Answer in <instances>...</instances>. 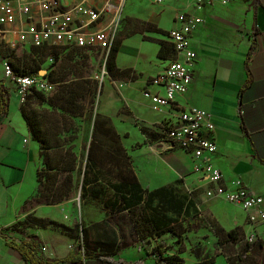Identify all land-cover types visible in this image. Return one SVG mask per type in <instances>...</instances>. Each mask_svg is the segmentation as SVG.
<instances>
[{
  "label": "crops",
  "instance_id": "1",
  "mask_svg": "<svg viewBox=\"0 0 264 264\" xmlns=\"http://www.w3.org/2000/svg\"><path fill=\"white\" fill-rule=\"evenodd\" d=\"M143 10L144 14L132 17L153 24L165 32V35L151 33V41H145L141 37L139 44L134 46L128 44L129 39L122 41L115 64L119 70L131 72L130 78L122 79L125 82H122L120 93L135 124L115 121L106 112L108 109L100 110V114L105 117L95 116V120L98 118L106 121L101 133L99 131L97 134L106 133L113 144L112 149L103 150L101 143L94 142L97 147L93 149L91 159H86L88 174L85 184L82 183V198L100 205L104 220L97 223H103L112 216L126 215L129 218L127 210L111 212L103 208L106 199L120 195L121 183L126 185L129 163L138 185L144 191L166 188L168 198L170 194L172 197L177 195L185 201V205L192 199L197 202L198 210V215L193 217L195 224L190 229H186L187 223L180 215L177 224L182 227L183 233L179 245L174 243L176 236L172 233L151 240L150 245L138 242L134 245L138 254L137 260L145 259V264H154L148 254L155 242H163L172 247L169 254L182 245L181 257L185 264H196L208 259H213V264H216L218 258L227 264V253L223 248L225 244H231L236 256L242 251L243 258L253 257L256 264H264V223L252 226L247 220L246 212L241 208L218 197H205L204 191L215 185L194 172L193 167L197 162L194 156L178 148L165 150L160 147L159 139H151L149 142V136L141 131V128H146L148 131L159 132L174 124L178 112L189 107L206 111L215 126L213 139L217 147L216 152L209 157L210 163L221 172L222 182L226 185L234 179L241 180L248 191L262 198L264 209V0H226V3L214 0L210 6L207 3L198 5L197 0H165L157 10H148L146 7ZM179 13L191 14L203 20L190 38V47L196 53L192 81L184 95L177 96L174 103L161 112H156L150 101L143 97V91H163L160 87L150 85L148 81L170 61L158 58L157 53L160 42L169 43L168 31L179 27L176 21ZM164 17L168 22L166 26L162 24ZM147 50L149 55L145 54ZM144 58L146 59L143 60ZM133 77L136 79L135 83L143 85L140 94L137 90L126 89L127 83L130 85ZM247 79L250 82L246 86ZM0 80L5 81L1 71ZM7 84L9 85L8 82ZM12 98L20 118L13 119L9 116ZM20 109L16 96L10 90L8 113L0 123L2 235V230L35 212V209L26 210L24 206L37 190L36 173L40 163V150L38 143L31 138ZM130 127L134 131V141L142 143L132 157L127 155V143H123L122 136V132H127ZM108 128L112 131L109 132ZM116 147L119 148V153H105L112 152ZM192 192L199 193L193 197ZM93 225L86 226L85 231L89 232ZM49 227L30 234L37 236L41 242L40 251L44 247L41 235L50 230ZM232 230L238 232L237 240L222 244L223 236ZM249 234L255 235V242H246ZM87 236L89 239L88 234ZM192 236L202 239L194 238L192 241ZM92 241L106 242L94 237ZM109 242L116 243L118 247L119 241ZM10 243V240L0 237V264H26ZM243 243H246L245 249H242ZM60 250L55 254L58 256L61 253L62 256L57 258L51 252L47 255L41 253L50 260L65 258L70 253L67 251L62 254L64 251ZM242 257H237V262Z\"/></svg>",
  "mask_w": 264,
  "mask_h": 264
},
{
  "label": "trees",
  "instance_id": "2",
  "mask_svg": "<svg viewBox=\"0 0 264 264\" xmlns=\"http://www.w3.org/2000/svg\"><path fill=\"white\" fill-rule=\"evenodd\" d=\"M141 30H133L123 37L114 38L106 54L105 67L106 72L114 79L130 78L129 70H119L116 67L115 60L121 43L136 34L145 32L165 35V32L156 28L151 23L142 22ZM143 40L151 41L150 38L143 36ZM157 57L161 59L172 60L175 58L173 46L168 42H160ZM66 51L61 58L59 50ZM85 48L77 47H30V54L27 58L10 59L9 64L12 71L18 75L38 76L41 72L40 66L45 61V57L54 58V62L45 69L44 77L55 85L51 94H44L33 91L21 105V115L29 130L32 140L39 145V157L41 159V168L36 173L37 190L30 201L44 202L53 205L69 197V192L73 189V172L77 166V155L75 152L76 126L75 119L83 117L88 108H92L97 93L96 82L92 80L89 73V52ZM13 55L15 52L12 50ZM78 59L75 60V57ZM5 58V57H4ZM249 77V70L247 68ZM247 79L246 86L249 84ZM36 103L39 108L31 109L30 104ZM10 103V88L5 81L0 80V123L8 113ZM103 123L96 118L94 123L93 137L97 132L103 130ZM107 130V129H106ZM109 132L112 131L108 128ZM146 135H151L153 139H161L164 134L161 131H148L141 128ZM93 144L88 153V161L91 159ZM94 146V147H93ZM114 151V152H113ZM113 151L105 153H119V148H113ZM122 153V151H121ZM117 164V162H116ZM88 165V164H87ZM44 178V182L42 181ZM87 177V175H86ZM86 179H84L85 184ZM121 193L115 198H108L103 203L106 211L121 212L127 210L132 223L134 234L138 242H145L150 245L155 238H160L167 233L176 236L175 244H180L182 227L177 224L181 215L183 221L187 223L190 229L194 224V216L198 215L196 208L197 202L190 199L185 205V201L178 198L177 195H167V189L161 188L152 192L144 191L137 183L132 168L128 163L126 185L121 183ZM195 197V194H191ZM185 205V206H184ZM36 223L43 225L44 228L52 226L54 228L67 229L56 222L45 219H36ZM3 231V230H2ZM238 232L232 230L223 236L222 244L237 240ZM222 236V235H221ZM22 257L26 264H84L86 260H95L106 264H145V259L136 261H124L122 259L112 260L113 251L117 249L114 242H94L90 241L87 232L83 230L81 237V247L71 248L70 253L65 258L47 259L40 251L41 242L35 235H28L26 238L10 243ZM172 247L163 242H155L148 257H152L154 264H185L181 253L183 246L180 245L177 250L169 254ZM213 259H208L196 264H213Z\"/></svg>",
  "mask_w": 264,
  "mask_h": 264
},
{
  "label": "built area",
  "instance_id": "3",
  "mask_svg": "<svg viewBox=\"0 0 264 264\" xmlns=\"http://www.w3.org/2000/svg\"><path fill=\"white\" fill-rule=\"evenodd\" d=\"M214 0H197L198 5ZM226 3V0H221ZM127 0H0V41L15 50L17 46L33 47H77L88 50L108 48L123 18ZM162 4L163 0H154ZM179 27L168 31L167 38L175 51V58L165 68L152 77L148 83L162 88V93L143 91L156 112H161L175 102L177 96L184 95L192 81V69L196 53L190 47L192 33L203 20L197 16L179 13L176 15ZM54 62L51 56L48 65ZM4 80L9 83L21 106L33 92L51 94L55 85L43 75L18 76L7 58H0ZM42 72V71H41ZM214 124L209 114L197 107H189L178 112L177 121L161 129L164 137L158 143L165 150L174 148L190 152L197 162L195 173L204 176L215 187L207 188L204 196L218 197L241 208L252 225L264 223L262 198L246 189L241 180L234 179L228 185L222 182L221 172L209 161L216 150L213 139ZM0 230V237H1ZM255 235L249 234L247 243L255 242ZM41 252H45L42 247Z\"/></svg>",
  "mask_w": 264,
  "mask_h": 264
},
{
  "label": "rangeland",
  "instance_id": "4",
  "mask_svg": "<svg viewBox=\"0 0 264 264\" xmlns=\"http://www.w3.org/2000/svg\"><path fill=\"white\" fill-rule=\"evenodd\" d=\"M164 2L165 0H163L162 4H164ZM143 7H146L148 10H157L159 8V4H155L154 0H128L123 11L122 21L115 33L114 38L123 37L135 29L141 30L143 28V25L141 24L142 21H138L133 18L134 15L144 14ZM162 24L165 26L168 25L167 19L165 17L162 21ZM150 34V32H145L143 34L133 35L127 38L129 39L128 44L133 46L138 45L139 41H141V37L143 38V36H145L149 38ZM10 51H12V49L8 48L5 42L0 41V58L5 57L8 59V61H10V59L13 60L14 57L17 59L27 58L30 54V48L21 46H17L15 50H13L15 52L13 55L10 53ZM59 51L62 50L60 49ZM65 52H61V58L64 57ZM107 52L108 48H105L104 50L95 49L94 51L89 52L88 75L96 82L97 93L95 95L93 107L88 108L85 117L77 118L74 121L76 126V140L74 150L77 155V166L76 170L73 172V189L69 192V197L53 205H48L44 202L37 203L34 200L30 201L32 198L31 197L30 200L26 202L24 207L26 210L35 209V212L31 213L12 226L5 228L3 230L4 235H1L2 238L15 243L16 241H19L30 234H34L35 231L41 232L42 229L45 228L43 225L36 223L34 218L45 219L47 221L61 224L67 229L54 228L50 226V230H44L45 232L43 235H41V238H43L42 242H44L43 246L45 248V252H43L44 255H47L50 252L51 254H57L59 249H61L60 251H64L62 254H65L73 247L80 248L83 230H85L86 226L96 223L95 225L91 226L89 232H87L90 241H92L93 237L96 239H103L105 241H119L117 249L113 251V254L115 255L110 256V258L115 261L118 259L131 262L137 260L138 254L136 248H134V245L138 244V241L134 234V230L131 226L129 218L126 215L112 216L103 223H97L104 220V214L102 213L100 205L98 202H94L89 199H83V196L81 195L82 183L88 174V165L86 163V159L88 157L90 147L93 144L92 140L95 139L101 143V145H103V150L112 149V140L106 133L97 134L95 138L93 137L95 116H104L100 114L101 108H103V110L108 109L106 112L110 117H114L115 121L121 120L127 121V123L131 122L132 124H135L134 118H132L130 111H128L127 107H125L120 93L121 87L123 85L122 82L125 81L122 79H114L106 72L105 59ZM145 54L149 55L150 52L147 50ZM46 57L44 59L45 61L40 66L41 71H44L46 68H48ZM77 59L78 56L75 57V60ZM145 59L146 58L143 60ZM141 60L142 59H140V61ZM0 71L3 72L1 65ZM135 80L136 79L133 77L129 82L131 84L129 85L127 83V88H125L127 90H137V92L140 94L143 85H138L135 83ZM128 85L130 87H128ZM30 108L37 109L39 107L33 102L30 104ZM9 116H11L10 118L13 119L16 117L20 118L19 114L17 113L13 98L10 104ZM133 132L134 131L131 127L127 132H122L123 143H127V155L131 157L133 156L132 154H134L135 151L139 150L142 146V143L134 141ZM131 134L133 139H131ZM149 138L150 140L148 141L151 142L153 137L149 135ZM78 142H80V144H78ZM39 162L38 168H41L40 158ZM41 182H44L43 177ZM198 193L199 192L194 193L195 196L198 195ZM42 215L46 217H42ZM194 238L202 239L198 236H192L190 239L193 241ZM242 247V249H245L246 243H243ZM223 249L227 253V259H225L227 264H256V260L253 257L248 259L244 256L243 258L242 251H239L238 256H236L235 249L231 244H225ZM56 254L54 255L56 258L62 256L61 253H59L60 255L58 256ZM67 255L68 254H66V256ZM237 257H242L243 259L237 262ZM222 260L223 259L218 258L216 264H224ZM84 264L103 263L85 261Z\"/></svg>",
  "mask_w": 264,
  "mask_h": 264
},
{
  "label": "water",
  "instance_id": "5",
  "mask_svg": "<svg viewBox=\"0 0 264 264\" xmlns=\"http://www.w3.org/2000/svg\"><path fill=\"white\" fill-rule=\"evenodd\" d=\"M43 74H44V72H43V71L39 73V75H43Z\"/></svg>",
  "mask_w": 264,
  "mask_h": 264
}]
</instances>
